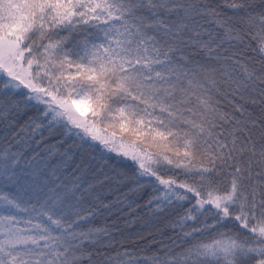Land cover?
Instances as JSON below:
<instances>
[{
    "label": "snow or ice",
    "instance_id": "snow-or-ice-1",
    "mask_svg": "<svg viewBox=\"0 0 264 264\" xmlns=\"http://www.w3.org/2000/svg\"><path fill=\"white\" fill-rule=\"evenodd\" d=\"M30 111L59 161L0 151V264H131L86 226L113 184L183 209L150 264H264V0H0V117Z\"/></svg>",
    "mask_w": 264,
    "mask_h": 264
},
{
    "label": "trees",
    "instance_id": "trees-1",
    "mask_svg": "<svg viewBox=\"0 0 264 264\" xmlns=\"http://www.w3.org/2000/svg\"><path fill=\"white\" fill-rule=\"evenodd\" d=\"M61 34L65 35L66 33ZM83 35V32L73 33L69 37L70 42L67 46L71 47L75 40L82 39ZM249 55L254 54L249 52ZM72 71L75 70L72 69ZM29 115H34V112L30 111L26 115L21 114L15 118L10 117L9 119H12L11 125L8 124V119L0 117V151L7 148L12 153H20L22 167L33 156H36V160L32 161V168L40 170L39 179L47 178L51 181V177L47 174L58 163L59 157L49 158L46 149L49 145L55 144L59 136H49L47 130L43 133V139L39 133L33 134L25 127ZM37 141L40 142L37 143ZM32 168L26 170L32 171ZM19 170L18 168L17 171ZM58 175L61 180L67 181L68 174L66 172H58ZM39 179L37 183H39ZM130 186L113 184L98 189L102 202L109 204L110 207L107 209L99 208L90 217L86 226L108 230L112 243L101 250L106 251L112 257H117L119 254L120 259L126 262L130 261L131 264H150L152 257L163 254L162 250L165 246L173 247L174 252L181 251V247L172 245L173 240L176 241L177 245L182 244L180 229H173L172 222L177 219L178 215L183 214V209L165 208L163 212H153L151 209L155 207V204L148 205L147 201L157 193L153 192L151 187H145L139 193H129L125 196ZM0 191L9 195H16L18 189L0 187ZM21 194L23 195V193ZM192 202L194 203V201ZM183 207H189V203L185 202ZM17 215L26 216L25 213H17ZM200 219L203 221L204 218L201 217ZM188 223L189 227L185 230H190L192 222ZM207 223H212L211 218L208 219ZM211 235L214 233H205V236ZM84 264H88V262L85 261Z\"/></svg>",
    "mask_w": 264,
    "mask_h": 264
},
{
    "label": "rangeland",
    "instance_id": "rangeland-1",
    "mask_svg": "<svg viewBox=\"0 0 264 264\" xmlns=\"http://www.w3.org/2000/svg\"><path fill=\"white\" fill-rule=\"evenodd\" d=\"M86 115H88V112H87V111L85 112V116H86Z\"/></svg>",
    "mask_w": 264,
    "mask_h": 264
}]
</instances>
